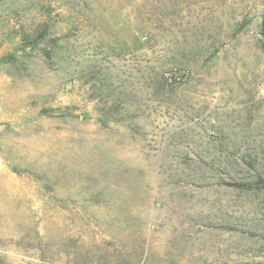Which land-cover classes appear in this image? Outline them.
I'll return each mask as SVG.
<instances>
[{"label": "rangeland", "instance_id": "1", "mask_svg": "<svg viewBox=\"0 0 264 264\" xmlns=\"http://www.w3.org/2000/svg\"><path fill=\"white\" fill-rule=\"evenodd\" d=\"M0 264H264V0H0Z\"/></svg>", "mask_w": 264, "mask_h": 264}, {"label": "trees", "instance_id": "2", "mask_svg": "<svg viewBox=\"0 0 264 264\" xmlns=\"http://www.w3.org/2000/svg\"><path fill=\"white\" fill-rule=\"evenodd\" d=\"M237 186H240L239 184H237Z\"/></svg>", "mask_w": 264, "mask_h": 264}]
</instances>
